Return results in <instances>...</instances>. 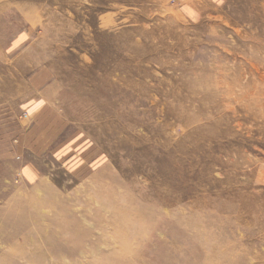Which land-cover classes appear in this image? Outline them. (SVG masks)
Segmentation results:
<instances>
[{"label":"rangeland","instance_id":"rangeland-1","mask_svg":"<svg viewBox=\"0 0 264 264\" xmlns=\"http://www.w3.org/2000/svg\"><path fill=\"white\" fill-rule=\"evenodd\" d=\"M263 12L0 0V264H264Z\"/></svg>","mask_w":264,"mask_h":264},{"label":"bare ground","instance_id":"bare-ground-1","mask_svg":"<svg viewBox=\"0 0 264 264\" xmlns=\"http://www.w3.org/2000/svg\"><path fill=\"white\" fill-rule=\"evenodd\" d=\"M106 10V9H105ZM264 13V12H263ZM256 15H257V13H256ZM141 16V15H140ZM137 17V16H136ZM121 19V18H120ZM145 19V18H144ZM63 36V35H62ZM61 36V37H62ZM94 40V39H93ZM238 130V129H237ZM232 132V131H231ZM262 138V137H261ZM249 139V138H248ZM228 181V180H227ZM253 182V181H252ZM234 187V186H233ZM229 189V188H228ZM231 189H232V187H231ZM225 191V190H224ZM223 194V193H222ZM232 202V201H231ZM228 202H227V206H228ZM225 205V204H224ZM223 206V205H222ZM221 207V206H220ZM224 207V206H223ZM246 207L248 208L249 207V205L247 204L246 205ZM242 208V207H241ZM244 208V207H243ZM225 209V208H224ZM226 210H228V212H229V210L230 209H226ZM240 210V209H239ZM126 212H129V211H125V213ZM127 215H129L128 213H126ZM244 214V213H243ZM131 215V214H130ZM126 216V215H125ZM142 216H144V214L142 213V212H139L138 213V218L137 219H132V220H125L124 222H122L121 224H119V225H117L116 226V232H118L122 237H123V241H122V246L119 248L120 250L119 251H113V253H111V254H109L108 253V256H109V258H106L107 260H105V262L103 261V263L102 264H110V262H109V260L110 259H114V260H118L119 258L121 259L122 257H126V256H130V255H132V254H134L135 253V249L130 245V243H129V238H137L138 239V246L136 247L137 249L138 248H140V247H142V246H144L145 245V238H146V236H141V237H139V236H137V233H134V229L137 227V225H138V223L141 221V223H142V225L145 227V219L142 217ZM123 217H124V215H123ZM117 218H119V217H117ZM129 218V217H128ZM122 220V219H121ZM119 222V221H118ZM152 222V221H151ZM147 224L149 223V221L148 222H146ZM154 226H156V224L155 225H153L152 226V228H154ZM147 227H149V225H147ZM191 228H193V227H191ZM148 229V228H147ZM196 229V228H195ZM155 230V229H154ZM87 234V233H86ZM85 234V235H86ZM86 237V236H85ZM63 238H64V236H63ZM65 240V239H64ZM197 242H204V240H205V238L204 237H200V238H198L197 237ZM80 248H82V245L80 244L79 246H78V249H80ZM209 248H212V246L210 247L209 246ZM173 249H175L176 250V253H178L177 251H179V250H183V246L182 245H180V246H178L177 248L175 247V246H173ZM207 249V248H206ZM213 250L214 249H211V255H212V252H213ZM63 253H68L69 255H71V257H75L76 256V252H75V250H68V251H65V252H62V253H58L59 255L61 254V255H63ZM57 254V255H58ZM106 255V254H105ZM108 256H106V257H108ZM119 257V258H118ZM62 258V256L59 258V259H57V261H56V263H54V264H63L62 262H63V259H61ZM210 259H213V258H210ZM120 261V260H119ZM119 261H117V262H119ZM178 262V261H177ZM93 263V262H92ZM118 264H120V263H118ZM122 264V263H121Z\"/></svg>","mask_w":264,"mask_h":264},{"label":"crops","instance_id":"crops-1","mask_svg":"<svg viewBox=\"0 0 264 264\" xmlns=\"http://www.w3.org/2000/svg\"><path fill=\"white\" fill-rule=\"evenodd\" d=\"M24 115H26V114H24ZM27 116V115H26Z\"/></svg>","mask_w":264,"mask_h":264}]
</instances>
